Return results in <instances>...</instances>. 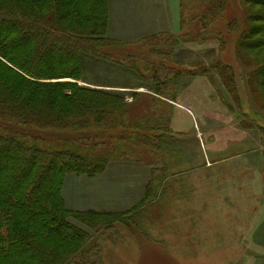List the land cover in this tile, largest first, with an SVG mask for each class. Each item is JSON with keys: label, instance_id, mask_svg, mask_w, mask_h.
<instances>
[{"label": "rangeland", "instance_id": "rangeland-1", "mask_svg": "<svg viewBox=\"0 0 264 264\" xmlns=\"http://www.w3.org/2000/svg\"><path fill=\"white\" fill-rule=\"evenodd\" d=\"M247 7L228 0L202 36L196 22L179 30L178 0H110L105 36L118 45L103 49L120 64L85 59L80 84L125 91L131 115L161 128L155 148L126 144L100 174L66 177L68 210L121 218L107 228L69 219L92 252L67 264H264V49L237 50L246 13L258 10ZM217 61L233 72L236 101L213 69L185 75Z\"/></svg>", "mask_w": 264, "mask_h": 264}, {"label": "trees", "instance_id": "trees-1", "mask_svg": "<svg viewBox=\"0 0 264 264\" xmlns=\"http://www.w3.org/2000/svg\"><path fill=\"white\" fill-rule=\"evenodd\" d=\"M227 1L178 0L179 30L187 32L196 22L204 36L222 17ZM109 2L0 0V264H67L68 257L85 246L92 252L88 233L69 219L78 220L79 215L95 227L107 228L121 218L107 220L109 214L68 210L61 198L66 177L100 174L126 144L155 148L153 134L160 123L149 126L150 118L131 115L125 91L80 84L86 82L85 59L120 64L103 49L118 45L105 36ZM242 2L248 5L246 11L258 10L246 13L242 31L236 21L228 25L239 32L237 50H263L264 0ZM183 37L182 42L190 36ZM211 69L236 101L233 72L218 61L185 75ZM256 76L264 87V65ZM166 82H160L162 87ZM156 89L150 92L160 95ZM101 147L107 152L100 154Z\"/></svg>", "mask_w": 264, "mask_h": 264}]
</instances>
